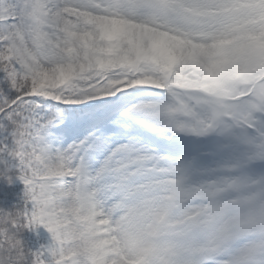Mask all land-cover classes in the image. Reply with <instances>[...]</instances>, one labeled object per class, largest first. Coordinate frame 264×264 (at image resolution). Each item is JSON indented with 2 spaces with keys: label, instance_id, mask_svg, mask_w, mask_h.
<instances>
[{
  "label": "snow or ice",
  "instance_id": "6c2138e0",
  "mask_svg": "<svg viewBox=\"0 0 264 264\" xmlns=\"http://www.w3.org/2000/svg\"><path fill=\"white\" fill-rule=\"evenodd\" d=\"M0 177L8 264H264V0H0Z\"/></svg>",
  "mask_w": 264,
  "mask_h": 264
},
{
  "label": "trees",
  "instance_id": "16d2710c",
  "mask_svg": "<svg viewBox=\"0 0 264 264\" xmlns=\"http://www.w3.org/2000/svg\"><path fill=\"white\" fill-rule=\"evenodd\" d=\"M24 185L18 180L11 184L0 177V213H11L23 207ZM33 230L25 229L19 236L26 249L35 251L32 240Z\"/></svg>",
  "mask_w": 264,
  "mask_h": 264
},
{
  "label": "rangeland",
  "instance_id": "374dc122",
  "mask_svg": "<svg viewBox=\"0 0 264 264\" xmlns=\"http://www.w3.org/2000/svg\"><path fill=\"white\" fill-rule=\"evenodd\" d=\"M34 240L36 241V245H34L35 249H39L42 245H47L46 241L50 242V234L42 227L36 228L34 231ZM37 247V248H36Z\"/></svg>",
  "mask_w": 264,
  "mask_h": 264
},
{
  "label": "clouds",
  "instance_id": "9594fccd",
  "mask_svg": "<svg viewBox=\"0 0 264 264\" xmlns=\"http://www.w3.org/2000/svg\"><path fill=\"white\" fill-rule=\"evenodd\" d=\"M0 234H3L2 227H0ZM0 264H8L7 256L5 254H0Z\"/></svg>",
  "mask_w": 264,
  "mask_h": 264
}]
</instances>
